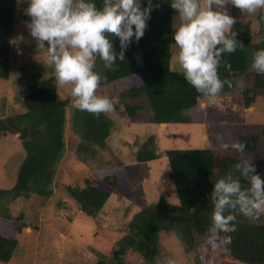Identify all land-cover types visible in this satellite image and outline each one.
I'll list each match as a JSON object with an SVG mask.
<instances>
[{
	"label": "trees",
	"instance_id": "16d2710c",
	"mask_svg": "<svg viewBox=\"0 0 264 264\" xmlns=\"http://www.w3.org/2000/svg\"><path fill=\"white\" fill-rule=\"evenodd\" d=\"M98 7L102 0H93ZM142 7L148 0H138ZM172 0H152L154 10L147 21L144 36L132 43L125 51V61L117 59L115 70L105 67V62L97 57L94 71L101 76L99 90L117 84L121 89L117 97L123 107L122 115L133 124H197L196 117L201 101L205 98L187 83L181 72L171 70L172 48L174 44ZM159 5V7H156ZM18 0H0V64L12 53L15 38L14 26ZM258 31L247 30L240 23L233 26L237 40L245 46L232 54L225 53L218 67L221 80L225 84L220 95H236L243 99L245 108H251L257 98L264 95V74L250 69L252 53L264 49V9L257 15ZM113 48L120 52L119 38L109 36ZM230 65V67H228ZM9 73L0 72V79H7ZM245 79L243 86L237 82ZM24 112L8 118L0 117V135H18L26 157L20 165L17 179L11 190L0 189V200L28 198L32 194L50 198L59 164L65 156L67 110L70 109L71 134L78 142L73 143L72 151L87 164L97 157L98 150H106L113 122L106 114L96 116L81 111L67 100L58 97L54 76L37 81L29 86L22 100ZM264 127L260 131L240 130L235 142L246 145L243 153L233 149L231 143L228 153L213 149H171L166 151L169 161V179L173 183L180 206L175 207L161 198L157 204L146 207L135 214L128 224V234L119 243L124 253L130 250L138 254L145 264H157L161 256V233L175 232L183 245L184 252L195 251L201 239L208 241L209 247L226 253L230 259L241 264H264V215L259 220H249L238 210H226L224 215L235 216L226 228H218L212 222L214 205L209 199L214 183L229 173L240 179L242 185L247 181L241 171L235 168L246 162L243 158L258 155L256 173L264 179ZM154 135L149 136L139 146L136 161L139 163L157 160L158 147ZM263 151V154L261 152ZM260 155V156H259ZM112 168L95 172V179H86L85 186L67 185L66 194L88 217L97 218L111 197V191H119L128 198L131 186L125 166L117 158ZM102 183L111 191L102 189ZM195 207V213L190 211ZM0 223V263H9L18 248V236L27 228L23 215L2 216ZM234 229V230H233ZM115 262L100 259L96 264H128L122 257Z\"/></svg>",
	"mask_w": 264,
	"mask_h": 264
},
{
	"label": "rangeland",
	"instance_id": "374dc122",
	"mask_svg": "<svg viewBox=\"0 0 264 264\" xmlns=\"http://www.w3.org/2000/svg\"><path fill=\"white\" fill-rule=\"evenodd\" d=\"M27 6V0H18L12 53L0 64V72L6 70L9 73L7 79H0L1 118L24 112L22 100L29 86L54 76L53 69L45 65L46 49L38 47L27 28L26 22H30V17L24 12ZM227 8L245 29L259 30L257 15L262 9L249 14L242 13L231 4ZM176 16L178 12L174 10V18ZM176 51L172 48V54ZM171 70L180 72L178 64L173 61ZM237 82L243 86L245 79L240 78ZM120 89L117 84L96 93L108 97L114 105V110L106 114L113 122L106 150H98L94 161L87 164L73 153V143L78 139L71 134L69 109L65 132L67 148L52 185L53 195L45 198L32 194L11 202L5 198L0 200V223L2 216L23 215L28 226L18 236V248L7 264H96L102 258L115 262L116 257H122V261L128 264H145L138 254L130 250L123 253L119 243L128 234V224L133 216L142 209L157 204L161 198L175 207L180 206L179 197L169 179L166 151L213 149L227 154L228 148L224 145L233 143L240 130L256 132L264 127V95L259 96L251 108H245L243 99L236 95L208 97L201 101L195 115L201 123L169 124L165 128V124H133L124 117L117 97ZM58 97L73 104L71 85L58 88ZM151 135L156 137L160 157L139 163L136 153ZM262 148L264 150V139ZM25 157L18 135H0V189L11 190L14 187ZM114 158L120 160L127 170L131 195L126 198L119 191H111L106 185L98 183L102 189L111 191V197L97 218L88 217L66 194L64 187H84L86 179L96 178L97 170L116 166ZM259 158L256 155L243 159L257 168ZM169 259L176 264H241L230 259L226 253L211 249L205 238L201 239L195 251L186 254L176 233L164 231L161 233V256L157 264H167Z\"/></svg>",
	"mask_w": 264,
	"mask_h": 264
},
{
	"label": "clouds",
	"instance_id": "9594fccd",
	"mask_svg": "<svg viewBox=\"0 0 264 264\" xmlns=\"http://www.w3.org/2000/svg\"><path fill=\"white\" fill-rule=\"evenodd\" d=\"M27 4V28L38 47L46 49L45 65L53 69L56 87L71 85L73 107L81 111L96 116L112 112V101L96 94L102 80L94 71L95 61L99 57L112 70L117 59L125 61L132 38L139 42L148 28L154 10L152 0L147 7L138 0H102L101 7L93 0H27ZM229 4L242 13L264 9V0H172L170 4L178 12L172 24L175 43L170 45L177 51L171 60L178 64L187 83L206 97H216L225 84L231 87L230 81L219 78L218 67L225 53L245 48L233 31L237 21L229 14ZM109 36L119 38L118 54ZM250 69L264 74V49L252 53ZM231 147L243 153L246 145L235 142ZM235 168L247 185L229 173L214 183L209 197L214 205L211 219L218 228H226L235 220L233 215L225 217L226 210H238L252 221L264 215V179L255 174L251 162ZM196 210L190 207L192 213ZM167 264L176 262L169 259Z\"/></svg>",
	"mask_w": 264,
	"mask_h": 264
},
{
	"label": "crops",
	"instance_id": "0c3cea01",
	"mask_svg": "<svg viewBox=\"0 0 264 264\" xmlns=\"http://www.w3.org/2000/svg\"><path fill=\"white\" fill-rule=\"evenodd\" d=\"M165 125H166V124H165ZM156 126H159V125H156ZM168 126H169V125H166V127H165V128H167ZM164 131H165V130H164ZM164 131H163V132H164ZM165 132H166V131H165Z\"/></svg>",
	"mask_w": 264,
	"mask_h": 264
}]
</instances>
